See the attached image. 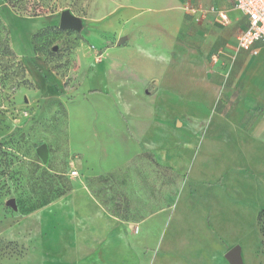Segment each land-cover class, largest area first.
Returning <instances> with one entry per match:
<instances>
[{
	"label": "crops",
	"instance_id": "0c3cea01",
	"mask_svg": "<svg viewBox=\"0 0 264 264\" xmlns=\"http://www.w3.org/2000/svg\"><path fill=\"white\" fill-rule=\"evenodd\" d=\"M209 7L216 12L203 15L199 10ZM125 8L116 4L95 23H102L107 32L114 30V17H127ZM219 11L226 14V22L219 20ZM144 14V65L131 63L117 76L122 68L117 59L110 57L101 65L104 57L97 64L105 79L99 96L113 103L141 102V110L129 118L116 112L114 117L95 113L77 119L79 131L87 132L72 149L78 154L77 169L72 167L80 177L52 202L53 209L45 210L46 224L64 233L61 250L52 249L60 264L182 262L174 250L149 258L156 246L175 247L176 233L190 227L189 219L180 224L181 215L170 227L180 192L172 207L140 220H123L110 213L85 182L86 176L113 174L143 153L193 184L186 198L194 197L197 186L208 207L207 195L215 200L223 231L228 216H235L239 225V216L253 203L250 191L258 189V182L264 186V40L254 43L256 54L237 48L247 19L232 0H144ZM113 35L103 54L106 47L125 45L132 37L122 31ZM95 66L88 70L92 77ZM73 120L69 114L70 145L76 137ZM212 163L220 168H209ZM169 229L173 234L166 239Z\"/></svg>",
	"mask_w": 264,
	"mask_h": 264
},
{
	"label": "rangeland",
	"instance_id": "374dc122",
	"mask_svg": "<svg viewBox=\"0 0 264 264\" xmlns=\"http://www.w3.org/2000/svg\"><path fill=\"white\" fill-rule=\"evenodd\" d=\"M116 4L127 6V17L115 15L116 29L107 32L95 21ZM64 10L80 19V30L59 27V15ZM144 15V0H2L0 264H60L54 261L52 249L61 250L64 233L46 224L45 210L53 209L52 202L80 177L70 174L72 164L77 169L78 158L72 149L87 133L79 131L81 122L77 119L95 113L114 117L116 112L129 118L141 110V102L113 103L99 93L105 87L101 65L110 57L122 67L117 76L126 73L131 63L144 65ZM118 31L132 37L125 45L111 50L106 47L103 54L106 42L113 43V34ZM92 45L95 49L91 53ZM94 66L97 71L92 77L88 70ZM69 114L75 118L72 146L68 142ZM43 143L48 149L47 160L36 151ZM209 168L220 167L212 163ZM110 175L113 180L86 176L85 182L110 209L119 212L115 204L125 205L120 213L137 220L172 207L180 192L170 227L180 215V224L189 219L190 227L176 233L179 241L176 239L175 247L156 246L150 249L149 258L158 259L167 250H174L180 264H229L225 253L238 245L242 264H264V215L259 220L264 209V186L260 182L257 190L250 191L253 203L239 216V225L233 221L235 216H228L223 231L216 201L207 195L210 209L197 186L194 197L186 198L193 184L172 170L157 167L152 158H133ZM10 198L14 206L7 203ZM170 230L165 233L166 239L173 234Z\"/></svg>",
	"mask_w": 264,
	"mask_h": 264
},
{
	"label": "built area",
	"instance_id": "2783aa9c",
	"mask_svg": "<svg viewBox=\"0 0 264 264\" xmlns=\"http://www.w3.org/2000/svg\"><path fill=\"white\" fill-rule=\"evenodd\" d=\"M232 3L247 19L245 29L237 36L236 46L238 49L248 50L256 54L257 49L254 48V43L259 40H264V0H232ZM199 10L203 15L208 12H216L214 7L207 9L200 8ZM218 18L222 22L227 21V16L223 11L218 12ZM70 174L76 175L77 172L75 169H72Z\"/></svg>",
	"mask_w": 264,
	"mask_h": 264
},
{
	"label": "water",
	"instance_id": "95a60500",
	"mask_svg": "<svg viewBox=\"0 0 264 264\" xmlns=\"http://www.w3.org/2000/svg\"><path fill=\"white\" fill-rule=\"evenodd\" d=\"M59 27L61 29H79L80 28V19L70 13L68 10H64L59 15ZM38 155L43 159H48V149L46 144H40L36 149ZM7 203L11 206H14L13 198L7 200ZM240 246L234 245L225 253V257L228 260L229 264H242L240 257Z\"/></svg>",
	"mask_w": 264,
	"mask_h": 264
},
{
	"label": "trees",
	"instance_id": "16d2710c",
	"mask_svg": "<svg viewBox=\"0 0 264 264\" xmlns=\"http://www.w3.org/2000/svg\"><path fill=\"white\" fill-rule=\"evenodd\" d=\"M0 26H2V24H0ZM77 30H80L77 29ZM5 48L12 54V50L8 48V45L7 43H5ZM140 156H145V157H149V158H152V161L153 163L157 166V167H160V168H164L162 167L161 165H159L155 159L153 158L152 154L150 153H143L141 154ZM165 169H169V168H165ZM171 170V169H169ZM98 180H104V181H109V180H113V176L112 175H108V176H104V177H100ZM89 188V186H88ZM70 188L68 187L64 192H61L59 195H63L64 193H66ZM90 192L93 194V196L110 212L112 213L113 215L123 219V220H135L133 217H130L128 216L126 213H120V210L122 211V209L125 207V205H118V204H115V207H117L119 210V212H116L114 211L113 209H110L107 205H105L103 199L99 198L98 194L96 192H94L91 188H89ZM122 207V208H121ZM262 215L260 214L259 216V220L261 221V216L264 215V209L261 211Z\"/></svg>",
	"mask_w": 264,
	"mask_h": 264
}]
</instances>
